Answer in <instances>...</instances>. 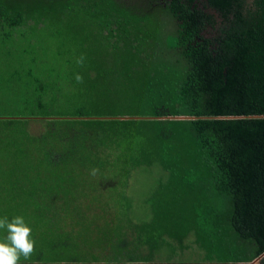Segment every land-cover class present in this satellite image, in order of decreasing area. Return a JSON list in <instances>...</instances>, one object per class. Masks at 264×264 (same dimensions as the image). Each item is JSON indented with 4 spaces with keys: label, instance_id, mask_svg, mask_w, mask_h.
<instances>
[{
    "label": "trees",
    "instance_id": "trees-1",
    "mask_svg": "<svg viewBox=\"0 0 264 264\" xmlns=\"http://www.w3.org/2000/svg\"><path fill=\"white\" fill-rule=\"evenodd\" d=\"M0 46V217L33 240L17 264L264 253V0H0Z\"/></svg>",
    "mask_w": 264,
    "mask_h": 264
},
{
    "label": "clouds",
    "instance_id": "clouds-1",
    "mask_svg": "<svg viewBox=\"0 0 264 264\" xmlns=\"http://www.w3.org/2000/svg\"><path fill=\"white\" fill-rule=\"evenodd\" d=\"M79 79V76L76 77ZM0 230L5 235L0 240V264H17L21 255L25 258L32 252L33 240L30 227L20 215L0 217Z\"/></svg>",
    "mask_w": 264,
    "mask_h": 264
},
{
    "label": "rangeland",
    "instance_id": "rangeland-1",
    "mask_svg": "<svg viewBox=\"0 0 264 264\" xmlns=\"http://www.w3.org/2000/svg\"><path fill=\"white\" fill-rule=\"evenodd\" d=\"M210 12L214 13L220 21L219 13H217L214 9L209 8ZM163 21L162 17L160 15H154L150 18V21L148 19V23L152 25V28L157 30V32L151 31L152 34H156V37L164 38L168 37V27L166 24L160 25V22ZM221 31V25L218 24L215 28H207L206 29V34L207 36L214 37L218 36V34ZM156 38V39H158ZM3 47L0 46V51H3ZM5 56L0 55V73L3 72V70H6L8 68V63L5 62ZM48 61L49 58H48ZM143 190L140 189L139 193L141 194ZM186 246H184L183 249H177L176 250V255L173 257L172 262H154L155 264H212L213 262H203L202 261V252L192 243V240L190 239L188 242H186Z\"/></svg>",
    "mask_w": 264,
    "mask_h": 264
},
{
    "label": "water",
    "instance_id": "water-1",
    "mask_svg": "<svg viewBox=\"0 0 264 264\" xmlns=\"http://www.w3.org/2000/svg\"><path fill=\"white\" fill-rule=\"evenodd\" d=\"M140 118H136V120H139ZM170 120H189L190 118H183V117H179V118H169ZM264 256V253L261 254L259 257L255 258L254 260L250 261V262H240V263H212V264H260V260L262 259V257ZM143 264V263H141Z\"/></svg>",
    "mask_w": 264,
    "mask_h": 264
}]
</instances>
